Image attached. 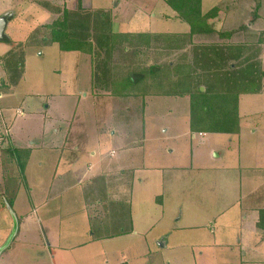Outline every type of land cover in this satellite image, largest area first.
Returning <instances> with one entry per match:
<instances>
[{
    "label": "crops",
    "instance_id": "crops-1",
    "mask_svg": "<svg viewBox=\"0 0 264 264\" xmlns=\"http://www.w3.org/2000/svg\"><path fill=\"white\" fill-rule=\"evenodd\" d=\"M66 1L71 8V0ZM48 7H42L34 0H0V17L13 14L7 24L6 38H11V35H7L10 29L13 34L19 33L18 39L12 35L13 43L29 42L34 33L51 20ZM188 31L163 34L165 47H172L169 41L173 40L190 42L185 44L188 48L195 43L193 47L197 48V43L210 39V35L205 33L192 35L190 39ZM36 41L43 45L42 38ZM52 45L59 48L57 43ZM10 50L11 47L4 54ZM169 50L180 49L176 46ZM60 52L74 55L73 60L76 59L78 64L80 56L77 55L80 52ZM19 56L25 57L20 51ZM153 66H149V71L144 73L146 75L141 81L143 85L138 86L143 90L137 98L144 103L142 133H139L141 129L125 128V125L121 128L118 123L111 122L105 132L99 130L95 134L96 147L89 150L87 145L84 148L81 144L70 148L74 139L71 138L70 129L64 134L60 147L47 148V157L51 162L49 165L45 163L47 170L43 165L35 167L36 178H31L32 166L29 163L22 172L16 157L8 153L12 158L8 160V156L1 151L4 147H0V196L5 195L8 204L11 203L10 211H15L22 220L18 262L0 258V264H152L151 250H155L154 253H170V257L161 254V259L155 264H264V205L258 204L256 192L251 190L246 196L243 194L241 186L246 181L244 179L236 180L240 186L236 192L231 190L234 184L232 171L238 172L243 167L264 168L263 146H254L253 154L242 151L247 136L241 115V98L263 96L264 82L260 94L240 96L238 131H197L191 128V98L188 99L181 92L174 93L172 89L169 91L172 87L167 91H158L155 86L157 80H153L150 75ZM163 67L168 66L156 68ZM183 79L179 77L178 80ZM163 84L161 87L167 89L168 84ZM188 84L194 92L195 86ZM67 96L76 98L75 94ZM88 96L86 94L84 97ZM0 97L2 99L3 94ZM107 98L113 99L110 110L113 116L110 120L115 117L119 120L117 108L113 106L117 98L106 95L94 99L99 104V99ZM157 98H183L187 104L186 116L190 130L184 135L182 143L185 144L179 146L178 152L169 148L165 153L157 140V149L148 146L150 141L144 132L146 110ZM10 107L0 104V119L9 125L8 141L11 145L14 123L19 119V114L24 113L21 111L17 114L19 106L16 112ZM0 131L4 130L0 128ZM257 132L263 131L254 130L253 133ZM208 136L211 137L209 144L212 145L209 157L216 162L213 164L207 160L203 165L198 163L194 155L196 150L193 144L198 137L204 139ZM178 137L174 136L180 142V139H176ZM182 148L190 152L181 151ZM15 149L28 150L31 156L34 151L31 147L18 146H9L7 150ZM213 152L217 153L214 157ZM251 160H254L252 164ZM194 167L201 171L213 170L212 175L220 177L218 182L226 186L222 192H212L214 200L209 196L207 180L197 177L195 172L196 178L185 184L187 188L178 192L168 189L172 184L181 185L182 181L176 178ZM39 182L46 184L47 190H36ZM193 186L198 188L199 193ZM149 188L154 191H149ZM245 198L249 200L248 205L243 204ZM4 206V203L0 205V219L6 220V224L0 227V246L9 237L13 227ZM171 209L172 219L168 222L167 213ZM45 229L49 231L51 243L42 238V247L38 238L45 233ZM32 230L37 234L34 235ZM42 248L51 253L49 261L44 258ZM128 249H140L142 253L139 256L129 254ZM144 250L150 251L144 255ZM31 255L36 257L32 259Z\"/></svg>",
    "mask_w": 264,
    "mask_h": 264
},
{
    "label": "rangeland",
    "instance_id": "rangeland-1",
    "mask_svg": "<svg viewBox=\"0 0 264 264\" xmlns=\"http://www.w3.org/2000/svg\"><path fill=\"white\" fill-rule=\"evenodd\" d=\"M34 1L40 3L42 7H45V5L49 6V13L52 15L49 24L55 22V20H61L63 11L69 8L66 0ZM167 1L168 0H71V8L68 10L71 9V11L75 10L93 14L99 11H108L112 17L115 34H128L127 32L132 31V33H129L132 36L147 35L144 41H142L143 46L126 45L122 47L120 44V46L117 47L118 52L114 54L112 60V63H117L118 60L122 62L125 61L127 64L134 63L136 65L134 70L130 68L124 73V78L130 79L133 77L134 81L135 79H140L137 71H140L142 74L147 73L149 71V66L154 65V67H159L165 65L170 68L173 66L177 68L180 63L183 64L186 62L188 64L190 61L193 62L194 60L195 51L193 50V45L195 43H192L188 48L184 43L175 44L177 41L172 40L169 41L172 47L169 48L178 46L180 50L170 51L169 48L165 47L166 42L163 40V34L183 33L184 30H189L188 35L191 39L192 29V26L181 19L179 13L174 11ZM215 8H217L216 12L213 10ZM201 10L203 14H209L213 10L214 14L207 22L214 34H210L209 43L204 41L197 43V45L205 44L209 46L214 44L217 48H231L232 46H236V44H245V46L250 49L248 51L249 55L252 56L253 60L259 63V70L264 72V0H202ZM41 29L40 27L37 32L34 33L33 38H31L29 42H26L25 57L18 56L19 60L16 59L9 64L8 68L13 70L12 73L9 74L0 63V70L2 71L0 75V95L3 94V98L0 99V104L1 106H11L10 109H15V112L19 106L17 114L21 111L24 113L23 115L19 114V119L14 123L11 132L13 140L11 145L8 141L9 125L7 122L6 124L1 122L0 119V128L4 130L3 132L0 131V147H4L1 151L4 152V154L8 156H6L8 160L11 161L12 158L7 150L9 146L33 148L34 151L32 152V156L30 155L28 161L29 165L32 166L31 178H36V174L34 173L36 166H44L45 163L48 165L50 164L51 159L47 157V148L49 149L51 146L60 147L65 138L64 134L68 133L70 129L71 138H74L71 141L70 148H75V144H77V146L81 144V146L84 145V148H86L85 146L87 145L89 150L96 147L95 134L98 133L99 130L105 132L106 127L110 126L109 123L111 122L119 124L123 116L127 113H132V115H134V120L129 121V123H132L131 127L139 130L141 129L139 133L143 132V121L142 116H140V112L143 111V104L137 99L138 94L141 92L138 86H142L143 82H139L138 84L132 83L134 90L131 87L123 86L121 82L117 80L114 82L113 85L118 88L116 90L117 94L120 92V96H114L117 98V101H115L113 105L117 108L116 113L119 115V120L118 117H115L111 121L110 119L113 114L110 115V110L112 108L111 104L113 103V99H99L101 102L96 104L94 98L97 97L96 95L99 94L100 97L102 94L90 88V78L92 77V59L90 56L78 53L80 55L77 56H80V60L76 65V59L73 60V58H75L74 55L60 52L56 45H41L36 41L40 40L45 35L52 36L51 32L53 31ZM203 30L204 29H202V33H205ZM224 31L231 33L230 39L222 40V38H218L215 35ZM7 35H11V38L7 37L9 43L13 42V36L16 39L19 38V33L13 34L10 29H8ZM36 35L39 37H36ZM9 43L5 42V40L0 41V58L6 56L4 53L10 48ZM173 44L176 46H173ZM219 51L220 50H218L217 53ZM138 52H144V55L141 56ZM18 65L20 71L19 78L16 73V66L18 67ZM236 66V64L235 66L228 64L224 71L209 74L205 72L200 73V69L182 68L181 73L184 76H187L185 74L188 72H191V75L183 79V81L178 80L179 77L175 79L180 82V84L182 83L183 86H188L189 84L186 83H190L194 85L195 88L200 86L201 90L205 91L207 89L206 86H214L212 84L217 82L216 75L225 74L231 72V70H237L235 69L238 68ZM160 75V72H158L156 78ZM124 78L122 80H124ZM221 78L223 79L224 77L221 76ZM90 89L92 90L90 91ZM187 90H189V93H192L191 88ZM126 93L127 97L130 98H124L126 97ZM68 94L71 96L75 94L76 98L68 97ZM86 94L89 95L87 98L84 97ZM183 94L187 95L188 99L191 98L188 92H184ZM209 96L212 97L213 95L211 94ZM240 96L241 95L237 98L238 118H240ZM241 99H243L241 115L244 119V130L247 136V138H245V147L242 151L246 150L248 154H253L254 149L252 148L254 146L258 145L264 147V95L243 96ZM125 100L126 102L130 101V104L126 103ZM151 103L150 109L146 110L147 113L144 126V132L147 133L146 136L150 141L148 146L155 150L157 149V144L161 143L165 153L169 148L174 149L175 152L180 151L179 146L185 144L184 142L182 143L183 137L186 132L190 130L186 116L188 107L185 100L183 98H157ZM211 104L217 111L216 115L220 118L215 121V123L220 124L221 121L224 122L228 114H230L231 108L228 107L223 100H219L218 97H212ZM190 112H192V109ZM201 122L202 121L198 122L200 126L197 127V131L202 129V126L206 124L214 126L212 117L203 123ZM239 123L240 119H238V124ZM118 127L122 128V125H118ZM228 130L229 129H226V131ZM254 130H262L263 132L253 133ZM72 132L75 133L72 135ZM176 135L179 136L176 139H180V142L175 140L174 136ZM210 138V136L204 139L198 137L193 144L196 150V152L193 153L198 163L203 165L206 164L205 162L207 160H211L213 164L216 162V160L212 161L209 157L212 147V145L209 144ZM155 140H157L158 143L155 142ZM181 151L190 152L189 149L185 150L184 148H182ZM260 151L262 152L261 149ZM217 152L220 153L219 150H217ZM22 154L24 155V153H20V155ZM216 155L217 153L213 152L212 156L214 157ZM253 161L254 160H251V164ZM260 163L262 165V162ZM9 167L10 166H8V168ZM44 168L46 169L47 167L44 166ZM212 171L213 170L201 171L194 167L192 170L190 169L176 178L177 181H182L181 185L172 184L168 186V189L178 192L187 188L188 186L185 184L193 181V179L196 178V173L197 177L207 180L210 186L209 196L214 200L212 192H222L226 186L218 182L220 181V177L214 174L212 175ZM231 179L234 182V184L231 185V190L233 192H236L237 188L240 187L236 182L237 179L249 181L248 183L245 181L241 186L243 194L246 196L247 192L251 190L256 192L258 204L264 205V168L246 169L243 167L239 169L238 172L232 171ZM172 182H175V180ZM36 186L38 187L36 190H47L48 187L46 184H41L40 182ZM193 187L197 188L196 186ZM148 190L154 191L152 188ZM197 193H199L198 188ZM3 203L12 219L11 224L13 227L9 237L4 244L0 246V249L7 244L11 237L13 238L7 248L0 253V258H2V260H8L9 262L13 260V262L17 263L19 259V238L22 237V220L15 211H10V206L6 201L5 195L0 196V205ZM243 204L248 205L249 200L245 198ZM172 211L173 209L169 210L167 213V216H169L167 218L168 222H171ZM3 224H6V220L3 221L0 219V227ZM34 232L35 231H33V233ZM48 232L49 231L45 229V233L39 235L38 242H41L40 246L42 247V238L44 241L47 240L51 243V236ZM36 234L37 233H34V235ZM155 249L158 250L157 248ZM149 251L150 250H144V255H147ZM151 251H153L150 255L151 263L155 264L157 260L161 259V254L164 253H162L163 251H160V253H154L155 250ZM42 252L44 258L49 261L51 259V253L46 252L43 248ZM128 252L129 254H137L139 256L142 250L128 249ZM179 253L185 254L186 251L185 253ZM41 254L42 253H40V256ZM164 255L165 257H170L169 251L165 252ZM31 257L34 259L36 256L31 255Z\"/></svg>",
    "mask_w": 264,
    "mask_h": 264
},
{
    "label": "trees",
    "instance_id": "trees-1",
    "mask_svg": "<svg viewBox=\"0 0 264 264\" xmlns=\"http://www.w3.org/2000/svg\"><path fill=\"white\" fill-rule=\"evenodd\" d=\"M167 3L174 11L179 13L181 19L192 26L191 36L204 34L202 33V29H204L203 31L207 35H210L211 33L214 34L213 30H211L208 25L207 20L212 17L214 14L213 10L216 12L217 8L213 9L209 14H203L201 10L202 0H168ZM41 28L53 31L51 32L52 36H43L42 42L44 45L57 43L59 44L60 50L63 52H80L90 56L92 59V89L101 93L102 95L100 96H120V92L117 94L116 91L118 88L113 85L116 80L121 82L123 86L131 87L133 89L132 83L138 84L146 75L137 71V73H139L138 77H141V79H135L134 81L133 77L126 79L124 78V73L130 68L134 70L136 65L134 63L127 64L125 61L122 62L121 60H118L117 63H112L114 54L118 52L117 47H119L120 44L122 47H125L126 45L143 46L142 41H144V38H146L147 35L132 36L129 33L115 34L113 30L112 17L108 11H99L93 14L65 9L61 20H55V22L51 24L47 23L41 26ZM215 35L218 38H222V40H228L231 37V33L226 31ZM5 42L9 43V39L5 38ZM176 43H184L187 45L190 42L177 41ZM9 44L11 50L6 54V56L0 58V63L10 74L13 70L8 68L9 64L14 62L16 59L19 60V51L24 53L27 43L15 44L11 42ZM193 48V50H197V52H195L193 62L190 61L188 64L186 62L183 64L180 63L177 68H174V66L171 68L163 67L161 69L156 68L157 66H153L151 68L152 73L150 75L153 77V80L158 79L155 83L157 90L159 91L161 89V91H167L170 87H172L169 91L172 89L174 93L181 92L183 94L184 92H188V94H190L192 109L191 128L193 130L200 126L198 123L199 121H202L201 123H203L212 117L214 126L206 124L202 126V129L200 130H216L230 133L238 131L240 128L238 124L239 118L237 115V98L239 95L260 94L263 91L264 72L259 70V63L253 60L252 56L249 55L248 51L250 49L245 46V44H236V46H232L231 48H217L214 44L209 46L200 44L197 45V48ZM218 50L220 51L217 53ZM138 54L143 56L144 52H138ZM228 64H231L232 66H235L236 64V67L238 68L235 69L237 70H231V72L220 74L224 77L223 79L220 75H216L217 82L212 84L214 86H206L207 89L205 91H202L201 87L198 86L197 88L194 87V92L192 89V93H189V90L187 89L190 87L183 86L181 83V87L178 88V81L176 82L177 87L176 84L173 86L176 77H184L185 79L191 75V72H188L185 74L187 76H184L181 73L182 68H194L195 70L200 69V73L205 72L209 74L224 71ZM16 68L17 72H15L18 74L17 77L19 78V65L18 67L16 66ZM155 69L157 72H154ZM158 72H160L161 75L156 78V74ZM123 78L124 80H122ZM16 81L18 82L17 79ZM163 83L168 84L167 89L161 87V84ZM176 88L178 90H176ZM140 91L142 93L143 90L140 89ZM211 94L213 95V98L218 97L219 100H223L224 103L231 108L232 116L230 112L227 119L224 122L221 121L220 124L215 123V121L220 118L216 115L217 111L211 104L212 97L209 96ZM96 96L98 97L99 94ZM142 104L144 108V103ZM143 114L144 109L140 112L142 121L144 120ZM133 116L134 115H132V113L125 114L122 121H120L118 125H122V127L125 125V128H132V123H129V121L134 120ZM226 129L229 130L226 131ZM8 153L11 156L16 157L17 165L23 172L29 161L30 152L28 150L15 149L9 150ZM20 153H24V155H20ZM9 205H11V203H9ZM119 234H121V232Z\"/></svg>",
    "mask_w": 264,
    "mask_h": 264
},
{
    "label": "water",
    "instance_id": "water-1",
    "mask_svg": "<svg viewBox=\"0 0 264 264\" xmlns=\"http://www.w3.org/2000/svg\"><path fill=\"white\" fill-rule=\"evenodd\" d=\"M12 16H13V14H9V15H5V16L0 17V41L5 40V38H6L5 31H6V28H7V24L9 22V20L12 18ZM12 238L13 237H11L9 239V241L7 242V244L0 249V253L5 248H7V246L10 244Z\"/></svg>",
    "mask_w": 264,
    "mask_h": 264
}]
</instances>
